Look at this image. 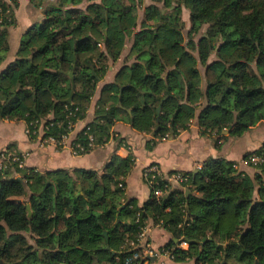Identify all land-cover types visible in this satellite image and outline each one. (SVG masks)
<instances>
[{
	"label": "trees",
	"instance_id": "obj_1",
	"mask_svg": "<svg viewBox=\"0 0 264 264\" xmlns=\"http://www.w3.org/2000/svg\"><path fill=\"white\" fill-rule=\"evenodd\" d=\"M144 1L32 0L49 7L0 74V119L24 120L31 140L60 139L85 117L108 61L118 59L129 37L135 61L102 87L92 120L74 135L81 153L91 150L89 135L94 148L111 137L126 145L112 133L119 119L152 133L151 147L196 117L218 149L223 130L238 136L264 118V0ZM17 5L0 0V63ZM198 65L205 67V90ZM9 152L21 151L10 142L0 156ZM262 153L264 144L244 159ZM134 161L114 154L101 171L41 172L2 158L0 264H143L145 257L131 258L130 241L150 220L171 234L159 251L175 261L264 264V162L250 177L232 161L208 159L196 173L182 171L190 175L183 184L190 194L159 179L139 203L125 194ZM157 187L165 190L159 197Z\"/></svg>",
	"mask_w": 264,
	"mask_h": 264
},
{
	"label": "crops",
	"instance_id": "obj_2",
	"mask_svg": "<svg viewBox=\"0 0 264 264\" xmlns=\"http://www.w3.org/2000/svg\"><path fill=\"white\" fill-rule=\"evenodd\" d=\"M148 3L150 2H146ZM42 10L43 8L37 7L32 0H18V5L14 8L15 24L8 29V50L0 63V74L15 60L17 50L22 40L27 37L29 30L42 21ZM141 17L139 15V22ZM132 38L129 37L126 40L118 59L108 61L107 70L98 80L96 93L90 101L86 115L75 124L73 135L92 120L95 103L102 87L114 82L122 67H129L135 61V56L130 55ZM214 58L213 52L210 60ZM198 68L201 72V88L205 90V67L198 65ZM127 111L130 112L129 109ZM225 130L227 131L222 132L225 137L220 140V147L217 149L212 135L201 134L195 117L187 128L181 129L176 134L170 133L149 147L147 143L153 137L152 133L138 131L130 122L119 119L113 125L112 133L114 136L125 138L126 145L117 146L116 141L111 137L101 146L75 154L66 146L59 148L54 142H43L40 135L31 140L25 131L24 120L0 119V152L10 142H15L17 149L24 154V166L33 167L41 172L73 168L101 171L114 154L121 157L132 154L135 161L125 177V194L143 203L149 198L150 188L145 182L142 170L144 166L151 163H157L164 173L177 170L196 173L208 159H220L237 163V172L254 177L257 168L248 163L244 156L264 144V118L238 136L230 135L229 129ZM176 186L187 188L178 184ZM147 225L146 236L149 246L158 252L143 264H194L193 260L175 261L169 255L159 252V248L172 239L171 234L151 220ZM184 247L186 248L187 245Z\"/></svg>",
	"mask_w": 264,
	"mask_h": 264
},
{
	"label": "built area",
	"instance_id": "obj_3",
	"mask_svg": "<svg viewBox=\"0 0 264 264\" xmlns=\"http://www.w3.org/2000/svg\"><path fill=\"white\" fill-rule=\"evenodd\" d=\"M75 123H71L70 124V130L68 133H64L62 134V136L60 137V139L56 140L54 137L52 136H48L44 139H42L43 142H54L56 145L64 147H68L73 153L75 154H79L81 152H83V150H85L84 145L80 144L79 142H74V127H75ZM26 133H28V130L25 128ZM42 132V130H41ZM41 135V134H40ZM89 143H88V150L89 149H93L94 148V144H93V140H92V136L89 135ZM0 160H2V158H11L12 160L18 162V166L19 167H23L24 166V154L22 152L20 153H14V152H9L7 154H1L0 156ZM247 161V160H246ZM249 161V162H248ZM248 163L252 164L253 166L255 164H257L258 162H264V153H262L261 155H256V154H252L249 156L248 158ZM1 166V164H0ZM234 168L237 167V163H233ZM143 177L145 179V182L148 184L149 188L154 187L155 183H158L159 179H164L166 181V183H164V187L165 188H169L171 185H183L184 183H187L189 181L190 175L189 174H185L182 171H172L170 173H164L162 172V170L160 169L159 165L157 163H151L148 164L146 166H144L143 168ZM120 186H122V184H120ZM163 189L160 188H154L153 189V194L155 196H161L162 194H164ZM148 230V225H144L141 227L140 232L137 235V238L135 240H131L130 241V245L133 249H135V251L132 254L131 258H138V257H145L143 263H147L150 259V257H152L153 255L157 254L156 251H154L150 246L149 243L147 241V233ZM184 245H187V242L183 241L180 243V246L185 248ZM161 252V251H159ZM161 253H165L167 255L168 252L167 251H163Z\"/></svg>",
	"mask_w": 264,
	"mask_h": 264
},
{
	"label": "rangeland",
	"instance_id": "obj_4",
	"mask_svg": "<svg viewBox=\"0 0 264 264\" xmlns=\"http://www.w3.org/2000/svg\"><path fill=\"white\" fill-rule=\"evenodd\" d=\"M146 2H151V1L150 0H146ZM146 2L144 1V5H146ZM143 11H144L143 8H140L139 13H140L141 16L143 15ZM183 11H184L183 14H182V19H183V23H184L183 31H184V33H186V31H187V29L189 27V21L187 19L188 13H187V11H186V9L184 7H183ZM205 29H206V25H204V27L201 29L200 32H204ZM196 37H198V35Z\"/></svg>",
	"mask_w": 264,
	"mask_h": 264
},
{
	"label": "water",
	"instance_id": "obj_5",
	"mask_svg": "<svg viewBox=\"0 0 264 264\" xmlns=\"http://www.w3.org/2000/svg\"><path fill=\"white\" fill-rule=\"evenodd\" d=\"M49 6H45L42 10V12L44 13L46 11V9L48 8ZM70 76H72V74H70ZM72 95H73V92L70 93L69 97L67 98L68 101H71L72 100ZM160 110V106H158L157 108V111ZM227 130H223L222 132H225ZM184 189V192L186 195H188L191 191L189 188H183ZM174 241H177L176 239H174Z\"/></svg>",
	"mask_w": 264,
	"mask_h": 264
}]
</instances>
